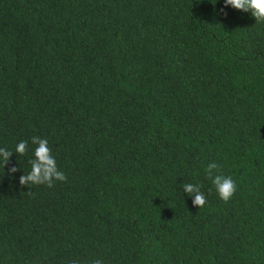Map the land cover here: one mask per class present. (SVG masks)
<instances>
[{
    "label": "trees",
    "instance_id": "trees-1",
    "mask_svg": "<svg viewBox=\"0 0 264 264\" xmlns=\"http://www.w3.org/2000/svg\"><path fill=\"white\" fill-rule=\"evenodd\" d=\"M222 8L0 0V264H264V23ZM33 136L52 187L19 183Z\"/></svg>",
    "mask_w": 264,
    "mask_h": 264
},
{
    "label": "clouds",
    "instance_id": "clouds-1",
    "mask_svg": "<svg viewBox=\"0 0 264 264\" xmlns=\"http://www.w3.org/2000/svg\"><path fill=\"white\" fill-rule=\"evenodd\" d=\"M228 8L242 13H249L254 18L255 23H264V0H223V8L220 11L224 12ZM31 144L35 145V147L32 150V157L28 161L30 170L26 175L19 177V183L21 185L46 184L48 187H52L53 181H63L65 175L62 171L58 170L56 159L52 155L48 141L33 136L31 137ZM27 146V141H20L16 144L14 152L18 155H23L27 150ZM12 154L13 152L0 148V162H3L4 166L7 165ZM213 170H217V174H213ZM8 171L15 173L17 167L13 166ZM207 179L222 202L227 203L233 197L236 191V182L231 176L219 174L217 163L212 162L207 165ZM182 191L188 197H191L194 207L198 206V208H201L206 204V196L201 191L199 183H184ZM193 193H195L194 196ZM92 264H103V261L95 259L92 261Z\"/></svg>",
    "mask_w": 264,
    "mask_h": 264
}]
</instances>
